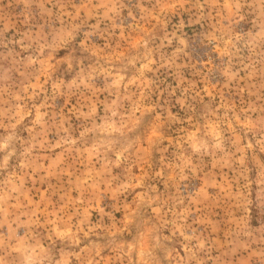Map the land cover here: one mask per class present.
<instances>
[{
	"label": "rangeland",
	"instance_id": "374dc122",
	"mask_svg": "<svg viewBox=\"0 0 264 264\" xmlns=\"http://www.w3.org/2000/svg\"><path fill=\"white\" fill-rule=\"evenodd\" d=\"M0 264H264V0H0Z\"/></svg>",
	"mask_w": 264,
	"mask_h": 264
}]
</instances>
